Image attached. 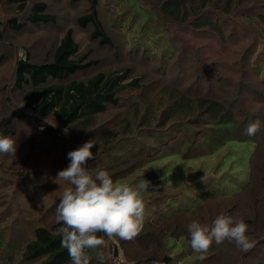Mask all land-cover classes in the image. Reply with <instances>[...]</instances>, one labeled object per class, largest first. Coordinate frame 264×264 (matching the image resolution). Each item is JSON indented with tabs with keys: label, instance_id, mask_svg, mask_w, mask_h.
I'll use <instances>...</instances> for the list:
<instances>
[{
	"label": "trees",
	"instance_id": "obj_1",
	"mask_svg": "<svg viewBox=\"0 0 264 264\" xmlns=\"http://www.w3.org/2000/svg\"><path fill=\"white\" fill-rule=\"evenodd\" d=\"M69 1L75 6L85 4L74 23L90 29L89 38L94 44L97 40L100 48H113L117 42L101 15L102 4L111 6L113 25L127 40L116 52L119 56L124 50L132 52L141 58L140 63L157 66L155 78L134 75L132 66L121 62L100 64L102 59L92 55L93 44L83 50L75 29L65 24L59 28L49 58L27 52L17 59L11 85L17 89L20 106L0 111V135L15 138V125L21 124L33 138L40 134L48 141L63 140L72 149L94 139L89 168H104L114 182L129 185L144 178L151 184L169 171L174 160L203 161L189 183L173 189L169 179L164 185L171 187L167 196L157 193L161 198L156 210L144 215L141 230L157 227L163 238L149 233L142 251L120 257L119 249L129 239L97 233L104 240L100 247L111 254L106 264H152L153 260L157 264H264V0ZM5 2L24 14L26 23L53 25L57 21L44 0ZM10 25L19 30L25 23L14 17ZM193 37L207 45L196 49ZM185 46L190 48L185 51ZM229 48L233 53L228 66L223 56ZM184 52L195 56L194 64L183 62ZM177 61L185 67H176ZM169 64L177 69L168 71ZM111 110L116 111L112 119H100ZM256 119L261 128L248 136L244 129ZM238 143H252L254 148L247 179L231 188L229 179L217 172L220 164L216 163L219 156H236ZM43 148L31 150L30 159L34 151L38 155L56 152V148ZM217 154L213 164L211 159ZM48 191L41 189L38 197L0 199V264H70L67 249L60 243L55 208L44 207ZM141 196L143 200L148 197ZM153 196L144 201V210L151 209ZM221 213L234 220L242 218L254 243L245 252L227 239L213 241L209 245L219 252L214 262H207L203 251L189 246L187 224L192 219L211 224ZM170 237L183 241V249L173 256L169 255L174 246L168 244ZM151 245L159 248L148 249ZM87 251L89 264H99L95 250Z\"/></svg>",
	"mask_w": 264,
	"mask_h": 264
},
{
	"label": "rangeland",
	"instance_id": "obj_2",
	"mask_svg": "<svg viewBox=\"0 0 264 264\" xmlns=\"http://www.w3.org/2000/svg\"><path fill=\"white\" fill-rule=\"evenodd\" d=\"M44 1L47 2L49 11L57 15V21L53 25H35L32 23H26V17L24 14H18L16 8L13 5L8 4L5 2V0H0V33L3 35L0 39V56L4 58L1 59L0 62V84L3 86V89L0 91V111L8 110L15 104L20 106V97L18 93H16L17 89L15 90L11 85L13 69L17 59L24 56L27 52H30L33 57H38L40 59H44L46 57L49 58L52 54L51 49L55 44L56 38L60 36L59 28H62L61 26L65 24L75 29L76 39L80 41L83 50H86L93 44L92 47H94V53L92 55L102 59L100 64L112 66L113 64L121 62L124 65L132 66L134 75L144 73L155 78V70H157V66L148 65L146 62L140 63L141 58L132 52L127 53V51L124 50L122 54L123 57L122 55H118L119 52H116L117 50L120 51L122 46L124 47L127 40L125 35H121L120 28L113 25V16L109 14L111 6L102 4L104 5L103 8H105V10L100 8V12L102 9L101 15L104 16L107 28L111 32L114 31L115 33L117 41L115 42L116 49L115 47L100 48L96 43L97 40L94 44V42L89 38L90 29H81L75 25L74 17L79 12H81L82 8L85 7V4H79L75 6V4H71V1L69 0ZM14 17L20 18L21 22L25 23V26L19 30L11 28L10 19ZM193 41L196 49H199L200 46L207 45L204 40H197L194 37ZM222 44L223 43L218 42V45ZM178 45L180 47V43H178ZM189 48L190 47L185 46L183 49L186 51ZM232 53V49L229 48L225 50V54L223 56V59L227 61L225 64L228 66L231 63L232 58L229 61L227 59H229ZM194 57L195 56H191L190 53L184 52L182 60L183 62L189 60L192 64H194ZM148 66L151 68H148ZM175 66H179L181 69L185 67L184 64L180 65L179 61L175 63ZM175 66L169 64L168 71L177 69ZM207 67L209 68V66ZM204 69L205 68H202V71ZM115 112V110H111L108 114L103 115L100 119H112V117L115 115ZM15 127L16 128L14 130L17 132L16 137L12 138L17 143L15 154L0 153V169L6 171V173L0 171V175L5 174L3 175L4 178L1 179V181H4V186L0 185V199L10 200L12 199L13 195L17 199H23L25 196H28L29 198L38 197L41 189H49V195L44 198V207H51L50 211H52L54 208L56 209V203L62 192L61 190H64L66 187H70L68 182L56 177V174L58 170L64 168L67 165V153L72 150V148L68 144V146H66L63 143V140L53 139L48 141L47 139L41 138L40 134L33 138V133H28L26 128L22 127L21 124H17ZM238 144L239 145L235 146L234 148L236 151L235 153H238L236 156L226 158V155H222L220 158V153L215 155V158L213 157L211 159L213 161L212 163L215 164L219 156V162L216 164H220V167L218 168L217 172L221 171L224 175V178L229 179L228 183L231 185V188H237L247 179L248 159L250 152L254 148V144L252 143ZM43 145L49 147L50 150L56 148V152L53 155H49V152H41L38 155L37 152L34 151L32 153L34 158L30 159L31 150L40 149L43 151ZM222 161H225L223 166H221ZM212 163L210 161V164ZM202 167L203 161L201 160L185 162L174 160L169 167V171L160 178L151 182L149 187L152 188L149 191H145V193L141 194L148 196L144 199V201H149L150 197L154 195L150 201L151 209L149 208L144 210V215L152 213L154 209L156 210V206L160 203L159 198H161L156 196L157 193L163 191L162 197L165 198L167 196V190H169L171 187H166L164 185L170 181L169 179L172 180L173 189H177L183 183H189L192 180L190 178H193L192 175L196 174L199 168L201 170ZM21 170H23V172H20ZM14 171L17 172L16 176L12 175ZM190 172H192V174H189ZM26 173L31 174L28 176ZM200 175L201 174H199L198 177H200ZM52 177L54 178L53 181ZM32 181L34 182L31 183ZM27 185H31V187L26 188L25 190ZM35 189L37 191H35ZM27 207L30 208L31 206ZM149 233H151V235L154 237H157V239H161L165 235L161 229L148 225L146 226V230H140L134 237L129 239V242L124 241V249H119L120 257L124 256L125 253L133 255L139 251H142L145 247L142 245H144L146 237L149 235ZM168 244L174 245L171 249L169 248V255L171 256L183 249L182 239L176 240L175 238L170 237ZM151 247H155L156 249L159 248L155 245H151L148 249H151ZM216 249L219 248L209 245L208 248L203 251L205 258H207V262H214L216 260L214 255L219 252V250ZM192 258L193 257H190L189 259ZM152 264L157 263L153 260Z\"/></svg>",
	"mask_w": 264,
	"mask_h": 264
},
{
	"label": "clouds",
	"instance_id": "obj_3",
	"mask_svg": "<svg viewBox=\"0 0 264 264\" xmlns=\"http://www.w3.org/2000/svg\"><path fill=\"white\" fill-rule=\"evenodd\" d=\"M261 128L256 119L244 129L253 136ZM68 128L64 129L67 133ZM96 144L88 139L67 153V165L56 177L68 182L55 209L59 223L60 243L67 249L70 264H89L88 249H94L99 264H106L108 256L102 247L104 240L97 233L131 239L143 227L145 203L141 191L148 189L145 178L135 185L116 183L104 168L90 169L88 160ZM17 143L9 136L0 135V153L15 154ZM62 222V223H60ZM248 225L231 215L218 214L211 224L192 219L187 224L188 244L195 251H204L211 242H233L241 251H248L254 241L247 234Z\"/></svg>",
	"mask_w": 264,
	"mask_h": 264
}]
</instances>
